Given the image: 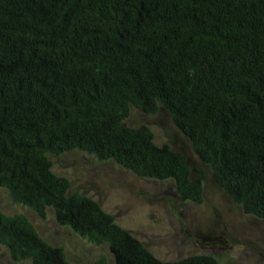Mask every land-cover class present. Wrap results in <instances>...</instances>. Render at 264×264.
I'll use <instances>...</instances> for the list:
<instances>
[{"label": "trees", "instance_id": "trees-1", "mask_svg": "<svg viewBox=\"0 0 264 264\" xmlns=\"http://www.w3.org/2000/svg\"><path fill=\"white\" fill-rule=\"evenodd\" d=\"M131 108L168 112L215 186L264 221V0H0V188L106 245L114 264H219L158 259L52 171L48 155L81 151L202 203L187 158L127 126ZM0 246L17 262L68 264L23 214L0 210Z\"/></svg>", "mask_w": 264, "mask_h": 264}, {"label": "rangeland", "instance_id": "rangeland-1", "mask_svg": "<svg viewBox=\"0 0 264 264\" xmlns=\"http://www.w3.org/2000/svg\"><path fill=\"white\" fill-rule=\"evenodd\" d=\"M124 122L129 127L147 125L156 144L167 143L187 158L192 180L202 184V203L180 200L171 180L139 178L113 161H99L81 151L48 155L52 171L69 180V193L77 192L98 202L160 260L206 254L219 264H264V221L245 214L215 186L209 167L198 158L168 112L160 110L150 115L131 108ZM0 210L7 215H25L43 240L63 249L68 264H93L101 255L114 264L106 245H93L70 228L58 225L51 209L39 218L30 208L14 203L8 191L0 188ZM0 264L30 262L12 260L0 246Z\"/></svg>", "mask_w": 264, "mask_h": 264}]
</instances>
